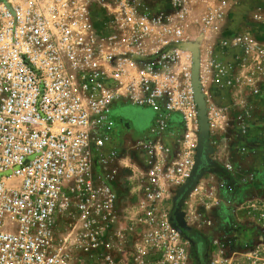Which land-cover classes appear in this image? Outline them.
Instances as JSON below:
<instances>
[{"label": "built area", "instance_id": "2783aa9c", "mask_svg": "<svg viewBox=\"0 0 264 264\" xmlns=\"http://www.w3.org/2000/svg\"><path fill=\"white\" fill-rule=\"evenodd\" d=\"M157 1L0 0V264H196L170 219L197 146L194 45L213 146L227 124L215 92L264 86V36L226 24L248 0ZM131 106L153 114L137 169L119 166L115 112ZM203 176L181 207L191 229L224 187ZM249 202L264 224V199ZM211 244L207 264H264V240Z\"/></svg>", "mask_w": 264, "mask_h": 264}, {"label": "crops", "instance_id": "0c3cea01", "mask_svg": "<svg viewBox=\"0 0 264 264\" xmlns=\"http://www.w3.org/2000/svg\"><path fill=\"white\" fill-rule=\"evenodd\" d=\"M214 99L219 105L226 107L227 124L216 138L213 144L214 147L212 146L213 152L209 155L214 163V169L217 170L205 173L203 180H201L203 183L210 180L214 183L224 184V187L218 190L219 205L213 211H210L209 215L212 221H215L216 218L218 219L219 213L226 212L229 214L230 219L234 220L232 223L238 222L232 232L234 240H253L258 239L259 236L264 237V234H259L256 230L257 226L253 223H251L252 228L250 230H247L248 227L242 229L239 224V222L242 224L241 221L247 220L245 215L246 204L251 203L249 201L264 199V86H261V90L257 94L251 93L248 89H243L241 97L229 89L217 90ZM133 108L137 109L138 114L140 113L137 107ZM141 109H143V113H146L145 110L150 111L145 108ZM123 112V108H119L116 110L115 116L119 118L122 114L124 115ZM152 116L151 112V118ZM151 118L148 123V118L144 120L146 123L143 129L138 131L136 135L134 134V139L142 135L144 130H148ZM172 120L175 122L176 127H180L178 117L174 116ZM132 121L134 120L132 119ZM118 134V146H120L123 141L120 124ZM164 140L171 143L173 138L167 135ZM139 156L140 162L142 159L141 152ZM226 165H229L230 169H227ZM139 167H141V164ZM135 171L138 173L137 170ZM216 226V223L212 226L209 225L203 232L211 235L212 239H219L220 234ZM207 248L208 256L212 244H209Z\"/></svg>", "mask_w": 264, "mask_h": 264}, {"label": "rangeland", "instance_id": "374dc122", "mask_svg": "<svg viewBox=\"0 0 264 264\" xmlns=\"http://www.w3.org/2000/svg\"><path fill=\"white\" fill-rule=\"evenodd\" d=\"M164 0H158L156 2V5L158 6H163L164 5ZM260 5L264 7V0H248L247 4L242 8L240 11H235L230 14V16L227 19L226 24L228 25L229 28H235V29H242V30H247L250 32H256L260 36H264V28L261 24L258 26L255 24V22L252 19V10L257 6ZM199 10H195L194 15H199ZM198 32V28L196 25H193L192 27V36H195ZM138 108V107H137ZM123 113L122 116L119 117V124L121 126V133L123 134V141L121 142L119 148H120V159H119V166L120 168H123L124 166H130L134 168H139V165L141 164L140 156H139V151L137 150V147L135 146V139H134V134L138 133V131H141L143 129L144 125L146 122H144L145 119H147V123L149 119L151 118V112L146 111V113H143V109L138 108V112L141 119L140 123L141 124H136V122L131 121L132 118L129 116L130 112L137 113V109L133 107H123ZM122 119V120H120ZM131 119V120H128ZM122 121V122H121ZM131 121V122H129ZM144 122V123H143ZM135 123V124H134ZM143 123V124H142ZM120 176H124L126 173L122 169L118 170ZM118 193L121 196L122 200L124 201V206L129 204L131 200V195L129 194V190H127L125 184L121 186L118 189ZM220 214V215H219ZM218 214V219L216 218L215 221L212 219L210 220V225L216 223L217 226L216 228L219 230L220 238L219 239H226V240H233L234 236L232 235L234 226L238 222H233L234 220L230 219L229 214L226 212H221ZM213 218V217H212ZM200 219V220H199ZM192 220V219H191ZM242 224L239 222L240 227L242 229L250 230L252 228L251 222L250 221H241ZM245 224H244V223ZM67 223V221H66ZM68 223H72L71 220H68ZM192 223V231L196 233V236H192L194 240V245H191V254L192 257L199 260L201 264H203V260L205 257V250L211 244V235L205 234L203 230L208 227L207 223H205L201 218L194 219L191 221ZM244 224V225H243ZM259 227V228H258ZM256 227V230L259 232L260 235L264 234V224L258 225ZM62 230V229H61ZM259 240H264V237L258 238ZM196 262V261H195Z\"/></svg>", "mask_w": 264, "mask_h": 264}, {"label": "water", "instance_id": "95a60500", "mask_svg": "<svg viewBox=\"0 0 264 264\" xmlns=\"http://www.w3.org/2000/svg\"><path fill=\"white\" fill-rule=\"evenodd\" d=\"M193 69H192V83L194 90V97L197 103V113H198V133H197V146L194 158V165L189 178L181 184V186L176 190L172 201L173 210L171 214V221L176 229L190 242L194 245V240L191 235V227L186 224L184 219V212L181 210L183 201L187 195L192 191L194 186L197 184L198 180L208 172H213L214 163L211 161L209 155L213 152V147L209 142V132H208V122L206 118V106L205 100L203 98V93L201 92L198 78H197V49L194 45L193 49ZM129 116L138 124L139 114L130 112ZM131 120V119H128ZM132 121V120H131ZM130 121V122H131ZM135 124V123H134ZM196 264H201L199 260L195 258Z\"/></svg>", "mask_w": 264, "mask_h": 264}, {"label": "flooded vegetation", "instance_id": "af4514ba", "mask_svg": "<svg viewBox=\"0 0 264 264\" xmlns=\"http://www.w3.org/2000/svg\"><path fill=\"white\" fill-rule=\"evenodd\" d=\"M139 122H140V119H139ZM191 235L192 236H196V233L191 231ZM207 250H208V248H206V250H205V257H204V260H203V264H207L208 263Z\"/></svg>", "mask_w": 264, "mask_h": 264}]
</instances>
